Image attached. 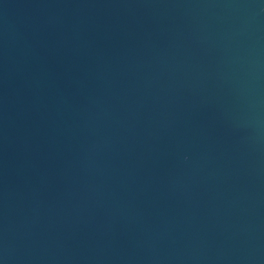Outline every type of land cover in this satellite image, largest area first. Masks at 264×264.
I'll return each instance as SVG.
<instances>
[{"label":"water","instance_id":"water-1","mask_svg":"<svg viewBox=\"0 0 264 264\" xmlns=\"http://www.w3.org/2000/svg\"><path fill=\"white\" fill-rule=\"evenodd\" d=\"M0 264H264V0H0Z\"/></svg>","mask_w":264,"mask_h":264}]
</instances>
